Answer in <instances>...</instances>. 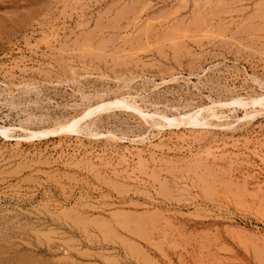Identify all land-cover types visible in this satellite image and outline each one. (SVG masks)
<instances>
[{"label":"rangeland","instance_id":"374dc122","mask_svg":"<svg viewBox=\"0 0 264 264\" xmlns=\"http://www.w3.org/2000/svg\"><path fill=\"white\" fill-rule=\"evenodd\" d=\"M262 96L264 0H0V264H264Z\"/></svg>","mask_w":264,"mask_h":264},{"label":"bare ground","instance_id":"6f19581e","mask_svg":"<svg viewBox=\"0 0 264 264\" xmlns=\"http://www.w3.org/2000/svg\"><path fill=\"white\" fill-rule=\"evenodd\" d=\"M52 30V29H51ZM50 33H51V31H50ZM56 33V32H55ZM53 34V33H52ZM50 35V34H49ZM236 99V98H235ZM257 99V98H256ZM264 100V96H262L261 98H258V100ZM114 100V99H113ZM124 100H125V97H124ZM124 100L123 99H115V101H109V102H103V103H99V105H96L95 107H92V105L90 106V107H88L87 109H85V112H84V114L83 115H81L80 117H76V118H73L69 123H58V124H56V126L55 127H51L50 129H44V130H42V131H40V132H31L29 135L30 136H34V135H41V136H45V135H48V134H50V133H64V134H70V133H74V132H76V130H75V127H76V123H79V121L80 120H83V118H87V117H89L90 116V114L91 113H93V112H97L98 110H100L101 111V109L102 110H104L103 108H105L106 109V107L107 108H110V106H112V104H115V103H123V106H126L127 104L126 103H124ZM254 100H252V102H253ZM126 102V101H125ZM239 103L238 102V100H234L233 101V103ZM257 103H258V101H256ZM261 102V101H260ZM240 103H241V101H240ZM126 104V105H125ZM135 106H133V104H132V106H131V108H134ZM129 108V107H128ZM134 109H136V111H137V109H138V107L137 108H134ZM108 110V109H107ZM205 110H207V109H205ZM209 111L211 110L210 108L208 109ZM200 112L201 111H196V112H193V113H187V115L185 116V117H181V120H185L186 118L187 119H190V118H192L193 116H196L197 117V115H200ZM210 112H212V111H210ZM213 113V112H212ZM215 114V113H214ZM89 115V116H88ZM93 115V114H92ZM206 116V115H205ZM199 117V116H198ZM203 117V116H202ZM183 120V121H184ZM194 120H196V119H194ZM69 121V120H68ZM180 123H184V122H180ZM185 123H188V125L189 124H193L194 122L191 120H187V121H185ZM74 125H75V127H74ZM213 152V151H212ZM207 153V152H206ZM211 154V152L210 151H208V153H207V155H209V156H211L210 155ZM206 155V156H207ZM213 155V154H212ZM208 156V157H209ZM263 159V158H262ZM262 163V162H261ZM139 165V164H138ZM140 166V165H139ZM82 220V219H81ZM103 223V222H102ZM110 260V259H109ZM23 262V261H22Z\"/></svg>","mask_w":264,"mask_h":264}]
</instances>
